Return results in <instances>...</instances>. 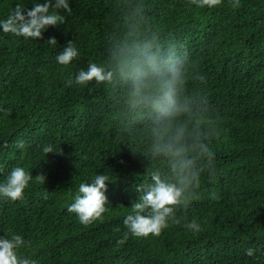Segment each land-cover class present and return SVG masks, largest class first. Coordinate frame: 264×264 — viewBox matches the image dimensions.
<instances>
[{
	"label": "trees",
	"instance_id": "obj_1",
	"mask_svg": "<svg viewBox=\"0 0 264 264\" xmlns=\"http://www.w3.org/2000/svg\"><path fill=\"white\" fill-rule=\"evenodd\" d=\"M133 2L70 0L64 22L37 40L0 33V179L14 166L45 177L30 180L22 200H0V234L24 236L25 254L37 264H264V0H221L213 8L140 0L146 26L203 77L189 89L207 108L213 156L177 208L178 223L156 237L117 242L135 189L148 179L147 159L117 139L113 86L66 82L89 61L105 59ZM16 4L30 7L31 0H0V17ZM67 41L79 57L61 66L54 56ZM45 143L59 151L44 154ZM103 171L111 178L108 210L81 225L66 205L81 180ZM193 219L199 232L183 227Z\"/></svg>",
	"mask_w": 264,
	"mask_h": 264
},
{
	"label": "clouds",
	"instance_id": "obj_2",
	"mask_svg": "<svg viewBox=\"0 0 264 264\" xmlns=\"http://www.w3.org/2000/svg\"><path fill=\"white\" fill-rule=\"evenodd\" d=\"M221 0H192L197 7L213 8ZM70 0H31V6L16 4L0 17V33L11 34L25 40H37L48 26L64 22L70 13ZM124 30L110 43L102 61H89L78 69L66 83L84 87L89 82L105 83L116 90L117 139L147 159L145 171L148 179L135 189L122 218L126 231L121 240L129 236L147 238L159 236L170 223H178L176 211L186 205L198 187L204 161L210 164L213 153L206 130L209 114L196 90L189 89L190 80L203 81V77L190 73L185 59L171 44L161 41L150 27L140 0L128 5ZM57 45L54 37L47 40ZM79 57L73 41H67L56 52L58 65L69 66ZM22 148V142L16 144ZM44 154L58 152V147L45 143ZM44 182V175L33 176L22 166L12 167L0 179V200L10 202L23 199L29 181ZM106 172H96L75 187L68 213H74L81 225H88L106 213ZM183 227L194 233L201 230L195 219ZM29 242L19 232L8 229L0 234V264H37L25 254ZM253 256V249L246 250Z\"/></svg>",
	"mask_w": 264,
	"mask_h": 264
}]
</instances>
